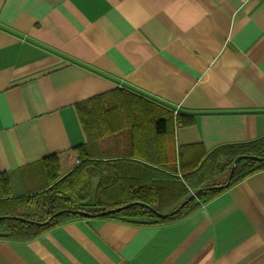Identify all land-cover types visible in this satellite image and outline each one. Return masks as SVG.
Segmentation results:
<instances>
[{
  "label": "crops",
  "instance_id": "0c3cea01",
  "mask_svg": "<svg viewBox=\"0 0 264 264\" xmlns=\"http://www.w3.org/2000/svg\"><path fill=\"white\" fill-rule=\"evenodd\" d=\"M117 88L193 119L177 153L264 138V0H0V198L6 175L26 196L50 156L68 173L89 141L77 106ZM143 222L0 239V264H264V170L185 218Z\"/></svg>",
  "mask_w": 264,
  "mask_h": 264
},
{
  "label": "trees",
  "instance_id": "16d2710c",
  "mask_svg": "<svg viewBox=\"0 0 264 264\" xmlns=\"http://www.w3.org/2000/svg\"><path fill=\"white\" fill-rule=\"evenodd\" d=\"M77 111L89 141L70 153L73 167L68 173H63L57 155L50 156L37 165L43 172L36 181L40 187L20 197H12L9 176L1 178L0 239L31 241L54 227L85 218L77 212L131 224H167L264 170V138L223 145L211 153L198 146L177 153L175 127L191 126L193 119L175 117L170 109L123 88L89 99ZM110 139L116 150L99 144ZM239 156L256 159L240 160L226 186ZM199 189L203 191L198 196L172 213ZM134 202L170 215L159 217L141 205L100 215Z\"/></svg>",
  "mask_w": 264,
  "mask_h": 264
},
{
  "label": "water",
  "instance_id": "95a60500",
  "mask_svg": "<svg viewBox=\"0 0 264 264\" xmlns=\"http://www.w3.org/2000/svg\"><path fill=\"white\" fill-rule=\"evenodd\" d=\"M245 158H249V159H256L255 157H249V156H239L238 158H236L235 160V164L232 168V171H231V174L229 176V180H228V183L226 184V186H229L230 185V182H231V179L233 177V174H234V170H235V166L236 164L242 160V159H245ZM225 186V187H226ZM212 189H220V188H223L222 186H213L211 187ZM203 191V189H199L197 192L193 193L186 201H184L174 212L172 213H177L179 212L189 201H191L192 199H194L196 196H198L201 192ZM136 205H141V206H145L147 207L148 209L152 210L154 214L158 215L159 217H167L168 215L170 214H160L158 211H156L155 209L153 208H150L149 206H146L144 205L143 203H140V202H134V203H129L123 207H120V208H117V209H113V210H109L107 212H104L100 215L104 216V215H109V214H112V213H116V212H120L124 209H127V208H130L132 206H136ZM79 215L81 216H84V217H92L90 214L88 213H85V212H77ZM59 214H56L54 215L52 218H55L57 217ZM1 218V217H0ZM8 218H14V219H17V220H20V221H28V222H32V221H29V220H26V219H23L22 217H8Z\"/></svg>",
  "mask_w": 264,
  "mask_h": 264
},
{
  "label": "rangeland",
  "instance_id": "374dc122",
  "mask_svg": "<svg viewBox=\"0 0 264 264\" xmlns=\"http://www.w3.org/2000/svg\"><path fill=\"white\" fill-rule=\"evenodd\" d=\"M36 171H38V170H33V171H31V174L30 173H26L27 175V179L25 180L26 181V183H27V185H28V189H27V192L26 193H28V190L31 188V187H33V184H32V181H31V177L34 175V174H36L35 172ZM25 176V177H26ZM24 177V178H25ZM35 178H39L40 180L42 179V174H40L39 176H37V177H34V179ZM40 186H38L36 183H35V186L33 187V188H31L30 190H29V192H33V191H35L36 189H38Z\"/></svg>",
  "mask_w": 264,
  "mask_h": 264
}]
</instances>
